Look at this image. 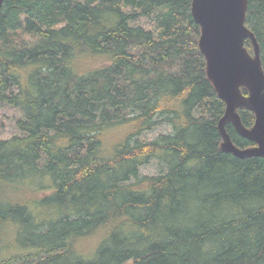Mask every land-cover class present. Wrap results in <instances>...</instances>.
I'll return each mask as SVG.
<instances>
[{
    "label": "trees",
    "instance_id": "16d2710c",
    "mask_svg": "<svg viewBox=\"0 0 264 264\" xmlns=\"http://www.w3.org/2000/svg\"><path fill=\"white\" fill-rule=\"evenodd\" d=\"M192 6L4 0L0 110L22 116L0 139V264H264V157L222 148L226 103ZM246 26L264 70V0Z\"/></svg>",
    "mask_w": 264,
    "mask_h": 264
},
{
    "label": "water",
    "instance_id": "95a60500",
    "mask_svg": "<svg viewBox=\"0 0 264 264\" xmlns=\"http://www.w3.org/2000/svg\"><path fill=\"white\" fill-rule=\"evenodd\" d=\"M4 0H0V8ZM248 0H193L192 13L201 27L200 49L207 60V73L226 111L219 121L226 152L245 158L264 157V70L261 48L255 34L246 26ZM249 39L253 53L245 45ZM246 88L248 96L242 92ZM247 108L255 113L253 127H245L239 113ZM232 123L238 133L257 145L239 148L227 131Z\"/></svg>",
    "mask_w": 264,
    "mask_h": 264
},
{
    "label": "rangeland",
    "instance_id": "374dc122",
    "mask_svg": "<svg viewBox=\"0 0 264 264\" xmlns=\"http://www.w3.org/2000/svg\"><path fill=\"white\" fill-rule=\"evenodd\" d=\"M249 95V92H248ZM245 95V96H248ZM22 116V113L17 108H12L10 106H3L0 110V139L1 138H8L18 132L16 121L19 117ZM171 131L169 125L163 124L151 132L146 134L148 139H153L160 134H167ZM162 166L156 160H153L149 164L141 167L140 172L142 174H158L161 171ZM96 239H91L87 241L86 244L88 246L92 245Z\"/></svg>",
    "mask_w": 264,
    "mask_h": 264
}]
</instances>
